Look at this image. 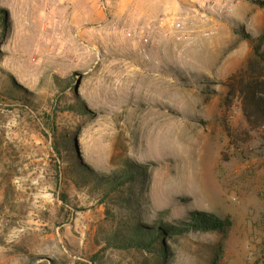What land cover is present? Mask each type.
Here are the masks:
<instances>
[{"label":"rangeland","instance_id":"obj_1","mask_svg":"<svg viewBox=\"0 0 264 264\" xmlns=\"http://www.w3.org/2000/svg\"><path fill=\"white\" fill-rule=\"evenodd\" d=\"M255 43L264 57V0H0V264H157L107 244L132 216L121 198L145 223L232 218L169 236L165 264L264 261V135L227 86ZM62 139L102 174L147 172L103 198Z\"/></svg>","mask_w":264,"mask_h":264},{"label":"trees","instance_id":"obj_2","mask_svg":"<svg viewBox=\"0 0 264 264\" xmlns=\"http://www.w3.org/2000/svg\"><path fill=\"white\" fill-rule=\"evenodd\" d=\"M261 43H255L254 55L237 72L227 80L229 94L240 99L243 114L247 123L245 132L250 140L255 136L264 135V57L261 53ZM231 141L239 140V130L226 128ZM64 150L71 154L73 168L69 175L77 186H83L90 191H96L105 197L113 194L119 196L123 188L134 183L142 175L146 174L147 165L127 159L113 174L97 172L78 157L76 147L70 139H62L59 143ZM56 144V150L60 151V145ZM237 148V147H236ZM100 196V197H101ZM128 202L131 219L124 221L106 239L108 245L116 249H140L157 256V264H165L170 248L167 246L168 237L183 235L192 231H219L227 234L233 226L230 216L222 217L215 211H191L188 216L167 221L165 219L168 210L157 212L154 223H145L136 218L134 199L121 198L124 206ZM137 203V202H136ZM257 264H264V261Z\"/></svg>","mask_w":264,"mask_h":264},{"label":"built area","instance_id":"obj_3","mask_svg":"<svg viewBox=\"0 0 264 264\" xmlns=\"http://www.w3.org/2000/svg\"><path fill=\"white\" fill-rule=\"evenodd\" d=\"M179 25H181V24H179ZM132 33H130V35H131ZM139 40L140 41H143V40H146V41H148V39H145V37H143V36H141L140 38H139Z\"/></svg>","mask_w":264,"mask_h":264}]
</instances>
